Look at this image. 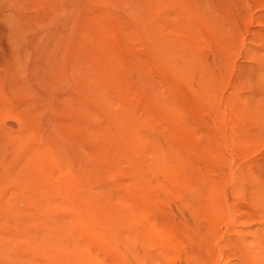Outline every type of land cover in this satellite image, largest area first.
<instances>
[{"label": "rangeland", "instance_id": "374dc122", "mask_svg": "<svg viewBox=\"0 0 264 264\" xmlns=\"http://www.w3.org/2000/svg\"><path fill=\"white\" fill-rule=\"evenodd\" d=\"M0 264H264V0H0Z\"/></svg>", "mask_w": 264, "mask_h": 264}]
</instances>
